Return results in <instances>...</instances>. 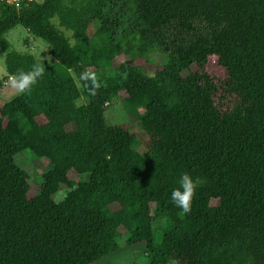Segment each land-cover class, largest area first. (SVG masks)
Instances as JSON below:
<instances>
[{"label":"trees","instance_id":"obj_1","mask_svg":"<svg viewBox=\"0 0 264 264\" xmlns=\"http://www.w3.org/2000/svg\"><path fill=\"white\" fill-rule=\"evenodd\" d=\"M18 25L54 64L12 50ZM0 48L9 80L43 68L0 102V264H99L124 238L148 264H264V0H0ZM26 150L51 163L39 189Z\"/></svg>","mask_w":264,"mask_h":264},{"label":"rangeland","instance_id":"obj_2","mask_svg":"<svg viewBox=\"0 0 264 264\" xmlns=\"http://www.w3.org/2000/svg\"><path fill=\"white\" fill-rule=\"evenodd\" d=\"M35 1L41 3L43 0ZM64 33L67 35L69 32L64 31ZM6 38L12 46V50L19 53L31 54L37 59L47 60L52 64L55 63L51 47L42 39L30 35L22 26H16L6 35ZM6 54L7 52L0 48V79H3L4 82V85L0 90V102L10 101L21 93L13 86L12 80L8 79L5 64ZM150 58L157 64H162L164 62V55L158 52L153 53ZM210 71L218 76L223 75V72L216 67V63H213L210 66ZM85 103L86 101L82 99L78 102V105H83ZM107 118L130 124V118L122 107L113 108L108 111ZM129 130L138 139L136 150L144 155L146 153L144 143L147 140V135L143 131L141 124H130ZM15 162L29 174V183L34 189H39L43 183L42 175L51 168L49 160L39 159L29 150L18 154L15 157ZM82 179L87 180L88 177H83ZM68 191L69 189L62 186L54 196L55 201L59 202L63 200ZM120 246L122 251L119 255L102 260L99 264H148L147 255L142 247L138 250H133L127 247L126 238L120 242Z\"/></svg>","mask_w":264,"mask_h":264},{"label":"clouds","instance_id":"obj_3","mask_svg":"<svg viewBox=\"0 0 264 264\" xmlns=\"http://www.w3.org/2000/svg\"><path fill=\"white\" fill-rule=\"evenodd\" d=\"M43 73V68L34 64L30 71H19L11 77L13 86L21 93L30 90L35 83L36 78ZM194 194V183L188 173L179 176L177 186L171 190L170 200L174 206L179 208L183 213H189L191 210V202Z\"/></svg>","mask_w":264,"mask_h":264},{"label":"built area","instance_id":"obj_4","mask_svg":"<svg viewBox=\"0 0 264 264\" xmlns=\"http://www.w3.org/2000/svg\"><path fill=\"white\" fill-rule=\"evenodd\" d=\"M2 1H6L9 4H15L16 6H19L24 0H2ZM28 1H32V0H28Z\"/></svg>","mask_w":264,"mask_h":264}]
</instances>
